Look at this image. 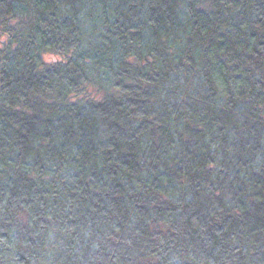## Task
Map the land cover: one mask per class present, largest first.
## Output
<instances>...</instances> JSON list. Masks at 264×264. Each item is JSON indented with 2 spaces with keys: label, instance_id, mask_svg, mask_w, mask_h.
Returning <instances> with one entry per match:
<instances>
[{
  "label": "trees",
  "instance_id": "1",
  "mask_svg": "<svg viewBox=\"0 0 264 264\" xmlns=\"http://www.w3.org/2000/svg\"><path fill=\"white\" fill-rule=\"evenodd\" d=\"M0 264H264V0H0Z\"/></svg>",
  "mask_w": 264,
  "mask_h": 264
}]
</instances>
